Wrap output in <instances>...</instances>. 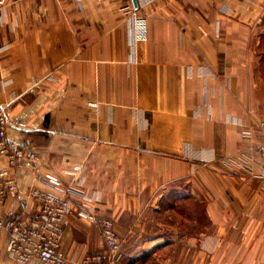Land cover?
I'll return each instance as SVG.
<instances>
[{"label":"crops","instance_id":"0c3cea01","mask_svg":"<svg viewBox=\"0 0 264 264\" xmlns=\"http://www.w3.org/2000/svg\"><path fill=\"white\" fill-rule=\"evenodd\" d=\"M132 10L131 0L7 1L8 139L38 153L42 175L73 186L76 206L96 200L98 218L110 216L123 239V264H264V87L251 46L264 0H152L137 9L143 40ZM12 171L18 191L0 212H34L32 191L49 187L29 169ZM186 204L204 207L203 229ZM165 212L170 223L158 221ZM98 230L68 217L61 251L103 249ZM7 238L0 264H11Z\"/></svg>","mask_w":264,"mask_h":264},{"label":"built area","instance_id":"2783aa9c","mask_svg":"<svg viewBox=\"0 0 264 264\" xmlns=\"http://www.w3.org/2000/svg\"><path fill=\"white\" fill-rule=\"evenodd\" d=\"M8 0H0L2 11ZM152 0H138L140 7ZM134 26V37L143 40L146 37V22L138 14L137 9L131 11ZM8 121L0 109V158L6 160L7 167L0 169V209L7 197L18 191L17 179L13 169L24 167L34 172L36 178L49 187V190H33L31 197L36 204V210L27 213L25 210H8L0 212V237L7 233L6 259L11 264H121L123 240L114 230L111 219H99L90 205L93 198L81 196L83 203L76 206L72 193L75 188L65 186L55 175H42L39 172L40 157L31 148L9 140L7 137ZM263 141L258 150L264 156V121L258 125ZM73 177V183L80 177V171L68 172ZM72 183V184H73ZM75 216L97 225L100 229L104 248L94 253H85L76 258H69L60 247L63 237V227L66 219Z\"/></svg>","mask_w":264,"mask_h":264},{"label":"rangeland","instance_id":"374dc122","mask_svg":"<svg viewBox=\"0 0 264 264\" xmlns=\"http://www.w3.org/2000/svg\"><path fill=\"white\" fill-rule=\"evenodd\" d=\"M15 0H13L14 2ZM0 14H1V11H0ZM257 34V42L253 41V43H251V46H254L255 49L252 48V50L255 52V55H256V58H254V65H256V72L254 74V81L257 83V82H260L262 83L263 87H264V24L262 26V28H259L258 31L255 33ZM35 151V150H34ZM37 153V152H36ZM38 154V153H37ZM198 204H194V205H190L189 208L187 207V204L185 205V210L186 209H189V210H195V211H198L199 213V219H198V226L200 225L201 229H203V227L205 226V224L207 223V220H206V217L204 216V207L202 205H199L197 206ZM194 207V208H193ZM96 212V211H95ZM97 214V212H96ZM167 213L165 212L163 214V217L160 215H157L159 216V219L158 221L159 222H165V223H170L171 222V219L169 216H166ZM98 217V216H97ZM102 217V216H101ZM103 218H108V219H111L112 218L110 216H103L102 218H99V219H103ZM174 222L176 221V218H173ZM188 220H191V219H188ZM81 221H84L86 222L87 224L89 222L85 221V220H81ZM113 221V220H112ZM114 223V222H113ZM189 222L185 223V225H188ZM94 225V224H92ZM97 226V225H95ZM98 227V226H97ZM188 227V226H186ZM99 228V227H98ZM115 230V228H114ZM100 232V229L98 230ZM116 232V231H115ZM117 233V232H116ZM101 234V232H100ZM118 235V234H117ZM119 236V235H118ZM102 237V235H101ZM120 237V236H119ZM121 238V237H120ZM103 239V238H102ZM122 239V238H121ZM123 240V239H122ZM104 248V247H103ZM102 250V249H101ZM100 251V250H98ZM97 252V251H96ZM122 253H123V250H122ZM123 259H124V256L122 255V260H121V264H123Z\"/></svg>","mask_w":264,"mask_h":264},{"label":"water","instance_id":"95a60500","mask_svg":"<svg viewBox=\"0 0 264 264\" xmlns=\"http://www.w3.org/2000/svg\"><path fill=\"white\" fill-rule=\"evenodd\" d=\"M131 2H132V5H133V7H134V9H138V7H139V5H138V0H131ZM4 111V110H3ZM5 113V112H4ZM5 116H6V114H5ZM6 119H7V121H8V124H10V121H9V119H8V117L6 116Z\"/></svg>","mask_w":264,"mask_h":264}]
</instances>
